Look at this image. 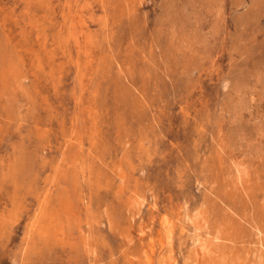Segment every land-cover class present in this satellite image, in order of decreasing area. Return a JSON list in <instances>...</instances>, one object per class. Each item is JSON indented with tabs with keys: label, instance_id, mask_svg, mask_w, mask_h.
Segmentation results:
<instances>
[{
	"label": "rangeland",
	"instance_id": "374dc122",
	"mask_svg": "<svg viewBox=\"0 0 264 264\" xmlns=\"http://www.w3.org/2000/svg\"><path fill=\"white\" fill-rule=\"evenodd\" d=\"M171 263L264 264V0H0V264Z\"/></svg>",
	"mask_w": 264,
	"mask_h": 264
},
{
	"label": "bare ground",
	"instance_id": "6f19581e",
	"mask_svg": "<svg viewBox=\"0 0 264 264\" xmlns=\"http://www.w3.org/2000/svg\"><path fill=\"white\" fill-rule=\"evenodd\" d=\"M162 222V221H161ZM164 223H165V221H163ZM169 222V221H168ZM165 223V224H163V231H161V233L159 232V234H161V239H162V242L164 241V243H165V238H167L166 236H165V231L167 230V228H168V226H170L169 225V223ZM168 233H169V231H168ZM168 238H169V236H168ZM172 238V237H171ZM167 241V240H166ZM170 242V241H169ZM172 264V263H171Z\"/></svg>",
	"mask_w": 264,
	"mask_h": 264
}]
</instances>
